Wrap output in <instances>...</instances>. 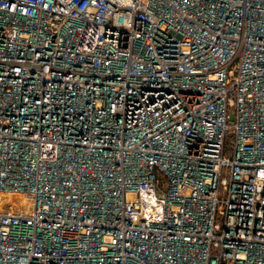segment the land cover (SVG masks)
Instances as JSON below:
<instances>
[{
  "label": "built area",
  "instance_id": "1",
  "mask_svg": "<svg viewBox=\"0 0 264 264\" xmlns=\"http://www.w3.org/2000/svg\"><path fill=\"white\" fill-rule=\"evenodd\" d=\"M0 264H264V0H0Z\"/></svg>",
  "mask_w": 264,
  "mask_h": 264
}]
</instances>
